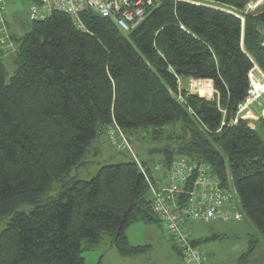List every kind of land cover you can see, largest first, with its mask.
I'll list each match as a JSON object with an SVG mask.
<instances>
[{
    "label": "trees",
    "instance_id": "16d2710c",
    "mask_svg": "<svg viewBox=\"0 0 264 264\" xmlns=\"http://www.w3.org/2000/svg\"><path fill=\"white\" fill-rule=\"evenodd\" d=\"M197 1L158 0L128 34L92 13L81 16L84 31L61 13L30 18V31L12 36L11 77L0 52V219L11 216L0 233V264H86L84 251L106 239L120 257L135 258L151 250L129 241L139 223L161 226L182 258L155 195L168 199L170 174L183 158L234 192L243 220L264 236V119L253 127L237 118L250 71L264 74V5L249 13L258 0ZM190 79L212 80L213 100L183 89ZM114 124L128 140L144 132L168 142L150 152L163 161L153 170L134 158L79 180L74 172ZM195 180L168 201L207 257L198 246L222 236H192L187 193ZM55 187L57 195L42 201ZM26 204L34 208L17 211Z\"/></svg>",
    "mask_w": 264,
    "mask_h": 264
},
{
    "label": "rangeland",
    "instance_id": "374dc122",
    "mask_svg": "<svg viewBox=\"0 0 264 264\" xmlns=\"http://www.w3.org/2000/svg\"><path fill=\"white\" fill-rule=\"evenodd\" d=\"M195 2L200 3L197 0ZM261 5H264V0L252 3L247 8V11L253 13ZM29 12V0H10L7 3L6 15L2 16L7 32L4 35L0 32V52L3 54L2 57L9 77L13 76L16 70L13 57L17 52V46L12 36L20 38L30 31L31 20ZM6 19L10 22V29L7 26ZM210 83L212 88L207 86L209 90L205 92L209 93L212 91L214 93V90H216L214 83ZM181 84L183 89H187L186 83ZM189 88L191 91L199 93L198 90L191 87V84H189ZM237 118L249 121V124L254 127L260 118L264 119V101L254 105L249 110L246 109L239 112ZM114 127H110L94 144V149L85 160L86 165L76 169L74 172L79 180L89 181L95 177L101 167L131 161L134 158H137L136 160L140 163L142 161L147 162L153 170L163 161V154L150 152L154 149H165L169 145L168 142L154 143L150 139L151 136L144 132H139L131 140H128L130 142L128 150L117 151L112 144V141L116 139L111 137L112 128ZM173 130L170 129L169 133H172ZM261 135L264 140V131L261 132ZM180 161H183V159ZM57 191L58 188L55 187L51 193L42 198V201L56 196ZM33 208L34 206L26 204L19 206L17 211L29 212ZM10 218L11 216L0 219V233L6 228ZM191 233L195 239H205L213 234L222 236L221 239L198 246L199 250L206 253L208 257L207 264H264V236L259 233L248 219H244L242 222L229 223L207 224L193 222L191 223ZM127 235L130 236V243L133 246H151V250L148 253L133 258L129 261V264H186L175 252L174 243L161 226L139 223L133 225L127 231ZM83 246H86V242L83 243ZM83 256L86 264H120V260H123L117 257V251L110 247L107 239L105 243L103 242L102 245L94 250L84 251Z\"/></svg>",
    "mask_w": 264,
    "mask_h": 264
},
{
    "label": "built area",
    "instance_id": "2783aa9c",
    "mask_svg": "<svg viewBox=\"0 0 264 264\" xmlns=\"http://www.w3.org/2000/svg\"><path fill=\"white\" fill-rule=\"evenodd\" d=\"M10 0H0V32L4 35L7 32L2 16L4 15L7 3ZM158 0H32L30 3V18L33 21H43L54 15L61 13L69 16L74 21L76 27L82 31L85 30L81 16L85 13H92L105 19L112 20L121 32L128 34L145 21L147 11L151 9ZM194 3V0H176ZM209 79H190L186 82L190 94L198 95L200 98L212 100L217 93L205 92L207 86L211 87ZM191 87L198 90L195 93L190 90ZM214 85V84H213ZM215 88V86H214ZM191 91V92H190ZM264 101V74L257 66L249 73L248 96L243 104L239 106V112L250 109L256 104ZM116 128V129H115ZM111 137L116 139L112 141L118 151L128 150L130 142L125 134L117 126L112 128ZM118 138H120L118 140ZM118 140V141H117ZM170 174V183L167 189L168 199L161 194H156L155 209L163 216L170 232L178 241L181 247L182 258L186 264H205L207 257L193 248L184 228L185 219L174 213L170 204L175 202L173 195L185 192L182 188L186 187L190 180L196 175V180L188 191L189 205L187 216L195 222L204 223H229L240 222L243 215L238 209V199L234 192H228L216 176H214L206 166L189 162L183 158V161L175 163ZM171 202H169V201ZM168 201V202H166Z\"/></svg>",
    "mask_w": 264,
    "mask_h": 264
},
{
    "label": "crops",
    "instance_id": "0c3cea01",
    "mask_svg": "<svg viewBox=\"0 0 264 264\" xmlns=\"http://www.w3.org/2000/svg\"><path fill=\"white\" fill-rule=\"evenodd\" d=\"M128 238H129V241H130V236L128 235ZM117 257H120L119 254L117 253ZM119 259H123V260H120V264H129L133 258H122L120 257Z\"/></svg>",
    "mask_w": 264,
    "mask_h": 264
},
{
    "label": "water",
    "instance_id": "95a60500",
    "mask_svg": "<svg viewBox=\"0 0 264 264\" xmlns=\"http://www.w3.org/2000/svg\"><path fill=\"white\" fill-rule=\"evenodd\" d=\"M234 124V122L233 121H231V125H233Z\"/></svg>",
    "mask_w": 264,
    "mask_h": 264
}]
</instances>
